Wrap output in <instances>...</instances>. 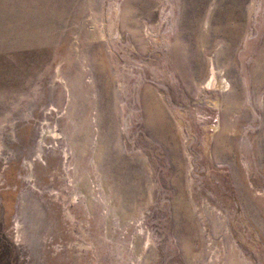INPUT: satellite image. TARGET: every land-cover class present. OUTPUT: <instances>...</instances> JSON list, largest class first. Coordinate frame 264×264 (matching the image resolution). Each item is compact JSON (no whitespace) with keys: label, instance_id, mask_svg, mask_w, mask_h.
Returning a JSON list of instances; mask_svg holds the SVG:
<instances>
[{"label":"rangeland","instance_id":"1","mask_svg":"<svg viewBox=\"0 0 264 264\" xmlns=\"http://www.w3.org/2000/svg\"><path fill=\"white\" fill-rule=\"evenodd\" d=\"M0 264H264V0H0Z\"/></svg>","mask_w":264,"mask_h":264},{"label":"bare ground","instance_id":"2","mask_svg":"<svg viewBox=\"0 0 264 264\" xmlns=\"http://www.w3.org/2000/svg\"><path fill=\"white\" fill-rule=\"evenodd\" d=\"M236 37H238V34L237 33H235L234 34ZM232 42H234V41H232ZM232 46L234 45V43H232L231 44ZM261 62V61H260ZM214 66V65H213ZM259 67V66H258ZM213 69V71H214V67H212ZM212 71V72H213ZM212 74V73H211ZM223 74V73H222ZM222 76H224V75H222ZM216 76H214V74L212 75V77L210 78V81H209V83H208V89H213V88H215V89H221L223 92H225V91H228L230 88H231V86H230V83H229V81L228 80H226V79H222L220 82H218L217 81V79L215 78ZM220 84V85H219ZM207 87V86H206ZM231 94H232V92H231ZM57 131V130H56ZM56 131L55 130H50V129H47V130H43L42 131V134H41V137H40V142L41 143H44V141H45V139L48 137V136H50V137H52V138H58L59 137V134L58 133H56ZM60 139V138H59ZM66 157H68V154L67 153H65V158ZM19 227V226H18Z\"/></svg>","mask_w":264,"mask_h":264}]
</instances>
